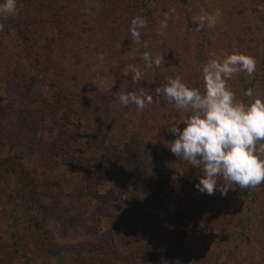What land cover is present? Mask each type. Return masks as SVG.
Listing matches in <instances>:
<instances>
[{
  "label": "rangeland",
  "instance_id": "obj_1",
  "mask_svg": "<svg viewBox=\"0 0 264 264\" xmlns=\"http://www.w3.org/2000/svg\"><path fill=\"white\" fill-rule=\"evenodd\" d=\"M233 52L256 61L234 98L264 96V0H17L0 17V264H264V182L199 192L202 166L167 146L188 113L155 93L177 75L203 91ZM140 89L143 109L117 99Z\"/></svg>",
  "mask_w": 264,
  "mask_h": 264
},
{
  "label": "clouds",
  "instance_id": "obj_2",
  "mask_svg": "<svg viewBox=\"0 0 264 264\" xmlns=\"http://www.w3.org/2000/svg\"><path fill=\"white\" fill-rule=\"evenodd\" d=\"M17 0H0V17L16 14ZM214 13L194 17L198 26L212 27L219 16ZM145 20L134 17L130 23L131 38L139 40L140 29ZM162 27L166 23L162 22ZM148 67H159L164 59L161 55L143 56ZM256 61L251 55L233 52L222 60L210 59L202 67L203 91L190 87L179 75L167 78L166 82L155 88L157 96H163L168 103H174L182 112L188 113L179 123L168 127L174 139L168 146L171 153L183 158L193 166H202V175L194 187L207 195L219 191L227 195L233 185L240 188L255 187L264 182V96L255 94L248 88L244 95L247 101H237L227 80L234 73L244 72L251 76ZM132 73V80L139 81L142 72L129 64L123 69L124 75ZM117 99L127 106L134 104L143 109L153 102L151 94L143 89L121 92Z\"/></svg>",
  "mask_w": 264,
  "mask_h": 264
},
{
  "label": "trees",
  "instance_id": "obj_3",
  "mask_svg": "<svg viewBox=\"0 0 264 264\" xmlns=\"http://www.w3.org/2000/svg\"><path fill=\"white\" fill-rule=\"evenodd\" d=\"M28 27H29V26H28ZM28 27H27V28H28ZM22 35H23L22 38H23V39H26V37H27V33H25L24 31H22ZM4 161H7V165H8L10 168H12V169L10 170L11 172H12V171L14 172V171L16 170V168H15L14 166H12V164L10 165V162H11V161H10V158H5ZM4 164H5V162H4ZM5 165H6V164H5Z\"/></svg>",
  "mask_w": 264,
  "mask_h": 264
}]
</instances>
